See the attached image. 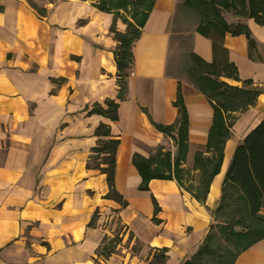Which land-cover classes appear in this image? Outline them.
Returning <instances> with one entry per match:
<instances>
[{
  "label": "crops",
  "instance_id": "crops-1",
  "mask_svg": "<svg viewBox=\"0 0 264 264\" xmlns=\"http://www.w3.org/2000/svg\"><path fill=\"white\" fill-rule=\"evenodd\" d=\"M184 1H154L131 45L125 95L117 100L113 14L88 0H40L46 13L39 16L26 0H0V264H149L161 249L163 264H180L195 253L211 223L205 206L216 207L236 144L264 115V26L239 18L250 45L244 34L223 37L236 78L222 70L219 79L238 87L250 79L262 90L253 106L234 114L205 206L174 179L153 178L141 189L132 157L148 158L159 147L174 153L172 138L157 126L175 124L179 86L188 120L182 167L191 168L194 153L204 151L212 124L205 96L190 80L166 73L171 28L187 14ZM187 15L193 29L194 14ZM115 28L124 32L126 25L117 18ZM191 51L213 59L210 40L193 30ZM106 100L118 101L117 124L90 112ZM99 123L119 139L114 187L127 202L122 209L105 198V175L86 168ZM112 217L140 244L137 254L97 256L103 222ZM250 248H264V238ZM258 255L234 264H264V250Z\"/></svg>",
  "mask_w": 264,
  "mask_h": 264
},
{
  "label": "trees",
  "instance_id": "trees-1",
  "mask_svg": "<svg viewBox=\"0 0 264 264\" xmlns=\"http://www.w3.org/2000/svg\"><path fill=\"white\" fill-rule=\"evenodd\" d=\"M29 6L39 15L44 16L46 10L32 0H26ZM86 1V0H85ZM100 11L113 14L110 31L117 41L113 52L118 77L117 100L125 95L126 68L131 56V45L139 35L147 14L155 0H88ZM186 13L193 12L196 19L194 28H187L186 37L189 49L185 53L189 63L185 68L194 88L202 93L213 108L212 124L209 129L204 151H196L191 168L182 167L187 151V113L182 101L180 86L174 105L178 116L171 126H157L169 135L175 145L171 154L159 147L148 158L134 154L132 162L138 170L142 181L141 189H147L150 179H174L178 186L187 191L195 200L205 206V197L212 177L219 171L225 141L231 135V125L235 113L243 112L255 104L261 88L250 79L241 81V86H232L219 79L222 70L228 76H235L234 67L227 61V50L223 47L225 33L231 35L244 34L248 44L252 43L246 25L239 18H252L256 24L264 26V0H186L182 4ZM129 14L131 19L121 17V13ZM232 12L239 20L228 23L222 13ZM186 14V15H187ZM120 18L126 25L124 32L117 31L115 20ZM174 25V24H173ZM191 30L208 38L211 42L213 59L207 63L191 51ZM176 33L177 31H171ZM186 33V34H187ZM177 79H181L168 72ZM54 82V79H52ZM118 101L106 100L104 105L94 104L90 112H96L117 124ZM96 144L90 150L86 162L87 169L98 170L105 175L107 193L105 198L117 202L120 208L127 205L126 200L114 187L115 151L119 139L111 134L110 126L99 123L94 130ZM186 176V183L184 178ZM212 222L201 244L189 258L180 264H233L235 256L258 240L264 238V115L236 144L228 164L221 195L216 207L209 210ZM225 208H230L224 210ZM91 218L89 224H92ZM219 221L223 222L222 224ZM215 222V223H214ZM217 231L227 234L229 241L216 238ZM239 226V229H235ZM218 231V232H219ZM166 249L160 255L154 254L149 264H163ZM113 253L106 251L104 257Z\"/></svg>",
  "mask_w": 264,
  "mask_h": 264
},
{
  "label": "rangeland",
  "instance_id": "rangeland-1",
  "mask_svg": "<svg viewBox=\"0 0 264 264\" xmlns=\"http://www.w3.org/2000/svg\"><path fill=\"white\" fill-rule=\"evenodd\" d=\"M38 6H41L40 0H32ZM53 1V0H51ZM121 13V17L128 18L133 22L129 14ZM227 17V16H225ZM193 15H181L180 22L176 23L172 26L171 30L177 31L176 33H171L170 37V51L169 57L167 61V70L171 74L178 76L181 79L190 80L187 73L185 72V68L188 65L189 61L187 57H185V53H187L189 49V41L186 37H188V33L185 32V29L190 28V22H192ZM190 26V27H189ZM187 33V34H186ZM236 118V117H235ZM186 176L184 178V183H186ZM230 208H225L224 210H228ZM212 222V218H211ZM215 223V222H214ZM220 224L223 222L219 221ZM104 228L107 230L105 237L99 247L97 256L103 257L106 251H112L117 253H123L125 249L128 250L130 254H137L139 251L140 244L130 237V234L127 230L121 225V223L115 218L112 217L110 219H106L103 222ZM239 226H235V229H239ZM219 231V230H218ZM217 231L216 226H214L213 233H215L216 238H219L223 241H229L227 234ZM246 248L243 251H240L234 258L233 264L238 259V261H244L246 263H251V260L257 258L259 255V251L264 250V248ZM155 254H159L160 252H155Z\"/></svg>",
  "mask_w": 264,
  "mask_h": 264
}]
</instances>
